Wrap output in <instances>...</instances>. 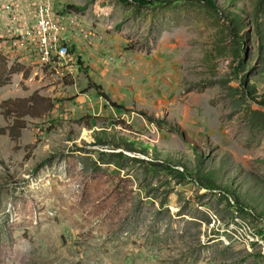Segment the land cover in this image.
I'll list each match as a JSON object with an SVG mask.
<instances>
[{"label":"rangeland","instance_id":"obj_1","mask_svg":"<svg viewBox=\"0 0 264 264\" xmlns=\"http://www.w3.org/2000/svg\"><path fill=\"white\" fill-rule=\"evenodd\" d=\"M259 1L0 0V264H264Z\"/></svg>","mask_w":264,"mask_h":264},{"label":"built area","instance_id":"obj_2","mask_svg":"<svg viewBox=\"0 0 264 264\" xmlns=\"http://www.w3.org/2000/svg\"><path fill=\"white\" fill-rule=\"evenodd\" d=\"M35 4L37 25L34 37H23L18 43L32 47L36 58L47 62H56L69 56V47L61 36L63 30L60 21L53 12L54 0H32ZM0 39H2L0 31ZM24 40H27L26 42ZM9 41H14L13 38ZM26 43V44H25ZM19 46V44H17Z\"/></svg>","mask_w":264,"mask_h":264},{"label":"trees","instance_id":"obj_3","mask_svg":"<svg viewBox=\"0 0 264 264\" xmlns=\"http://www.w3.org/2000/svg\"><path fill=\"white\" fill-rule=\"evenodd\" d=\"M122 1H126V0H122ZM139 1H140V3H146V0H139ZM212 5L215 6V4H213V3H212ZM263 7H264V0H260L259 4H258L259 10L263 9ZM77 9H80V8H77ZM237 18H238V21L241 20V17H237ZM238 30H241V28H238ZM240 39H242V38H240ZM239 58H240V60L242 59L241 53L239 55ZM242 79H243V81L247 80V74ZM7 84H8L7 80L3 83H0V88L6 86ZM106 99L109 100L108 96H106ZM31 101L32 100L29 101V104L31 103ZM41 101L43 102V105H42L43 108L41 111H38L36 109L37 105L35 106L33 103H31L32 106H29V108L26 109L24 106L22 107L20 104H25V103H27V101H17V100H15V101L8 100V101L3 102L1 104V110H2L3 115L8 119L12 118V119H16L18 121L24 120L28 117L33 118V119H41L44 113H49L54 109V103H50V101L45 100L44 98H42ZM42 111H43V114H42ZM98 121H99V119H96V118L92 119V122L94 125H97ZM113 126H115V125H113ZM15 127L16 126H14L12 128L14 133L11 135V137L14 138V140L20 138V135H21L20 131H22L24 129V128H22L21 130H19L17 132ZM133 143L134 144L138 143V145H139V142L134 141ZM144 147H146V146L144 145ZM44 165H45V163L40 164V166L37 168V170H40Z\"/></svg>","mask_w":264,"mask_h":264}]
</instances>
